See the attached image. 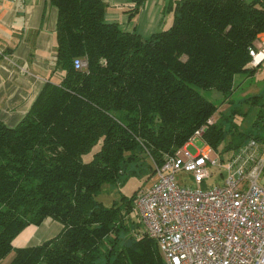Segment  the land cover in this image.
Returning <instances> with one entry per match:
<instances>
[{
  "label": "trees",
  "instance_id": "16d2710c",
  "mask_svg": "<svg viewBox=\"0 0 264 264\" xmlns=\"http://www.w3.org/2000/svg\"><path fill=\"white\" fill-rule=\"evenodd\" d=\"M49 2L55 69L64 75L44 85L16 126L0 121V263L164 264L130 219L137 193L110 206L96 197L154 173L203 126L201 138L221 160L249 140L264 147V92L239 106L230 98L234 78L255 73L249 49L264 34V0H173L163 12L170 26L147 38L106 21L104 0ZM77 59L86 66L75 69ZM202 91L222 93L229 114L207 125L218 107ZM250 111L254 121L239 130L235 115ZM46 220L62 225L55 237L13 247Z\"/></svg>",
  "mask_w": 264,
  "mask_h": 264
},
{
  "label": "built area",
  "instance_id": "2783aa9c",
  "mask_svg": "<svg viewBox=\"0 0 264 264\" xmlns=\"http://www.w3.org/2000/svg\"><path fill=\"white\" fill-rule=\"evenodd\" d=\"M249 57L251 67L264 61V34L249 49ZM85 66L74 61L75 69ZM205 128L196 130L189 142L202 137ZM261 150L249 140L221 160L219 155L209 157L208 145L197 153L187 145L155 168V182L137 192L134 206L164 264H264ZM214 177L217 183L203 190Z\"/></svg>",
  "mask_w": 264,
  "mask_h": 264
},
{
  "label": "crops",
  "instance_id": "0c3cea01",
  "mask_svg": "<svg viewBox=\"0 0 264 264\" xmlns=\"http://www.w3.org/2000/svg\"><path fill=\"white\" fill-rule=\"evenodd\" d=\"M173 0H145L139 13L128 18L135 0H104L105 19L142 38L168 28L172 14L164 7ZM57 10L49 0H0V121L16 126L47 82L58 83L64 73L55 69ZM264 159V147L261 150ZM264 185V171L261 177ZM57 222L26 227L13 247L39 245L60 232Z\"/></svg>",
  "mask_w": 264,
  "mask_h": 264
},
{
  "label": "rangeland",
  "instance_id": "374dc122",
  "mask_svg": "<svg viewBox=\"0 0 264 264\" xmlns=\"http://www.w3.org/2000/svg\"><path fill=\"white\" fill-rule=\"evenodd\" d=\"M162 27V26H161ZM158 28L156 31H160L163 28ZM255 70V73L253 75H246L241 74L234 78V85H235V91L231 94L230 98L234 101V106H239L238 102H240L243 98H246L250 95H256L259 93L264 92V61L258 66L253 67ZM202 95L212 101L217 107L218 110L214 114V116L211 118L213 121L217 119L220 114L227 115L229 114V106L227 101H224V96L222 93L218 91H202ZM241 106V104H240ZM243 111L245 110L244 107L241 108ZM255 113L253 111L248 112L247 114H236L234 118V123L238 126L239 130H247L251 123L255 119ZM189 150L192 153H197L200 151H203L207 145L203 141L201 137H195L191 143L189 140L183 145L187 146ZM99 144L96 145L90 154L87 155L86 158H91L92 154L99 149ZM218 153L212 150L210 152L209 157L212 159L217 158ZM216 172L215 170H213ZM210 172H212V169H210ZM217 177H214L213 179L206 182V185L203 184L202 189L206 190L213 186V184L217 183L215 182ZM156 180L155 174L151 173L149 176H129L125 183L118 187H104L103 190L99 193V195L96 197V199L100 202H102L105 206H110L114 201H118L121 197H125L128 199H131L137 191H139L141 188L152 185ZM190 188H194V185L191 184L189 186ZM134 212L138 214V212L135 209L134 206ZM132 213L130 215V219L135 223L139 224L138 217L135 213ZM60 229H62V225L57 223ZM137 236L142 235L145 233L144 227L140 225L139 228H137ZM58 234V233H57ZM56 234V235H57ZM8 262V259L3 261L0 264H6Z\"/></svg>",
  "mask_w": 264,
  "mask_h": 264
}]
</instances>
